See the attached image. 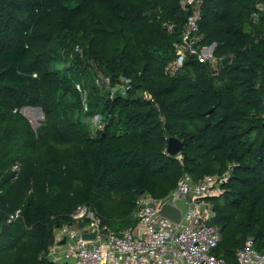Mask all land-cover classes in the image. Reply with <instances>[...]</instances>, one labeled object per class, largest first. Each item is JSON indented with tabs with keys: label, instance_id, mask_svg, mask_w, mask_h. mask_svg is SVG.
Masks as SVG:
<instances>
[{
	"label": "trees",
	"instance_id": "1",
	"mask_svg": "<svg viewBox=\"0 0 264 264\" xmlns=\"http://www.w3.org/2000/svg\"><path fill=\"white\" fill-rule=\"evenodd\" d=\"M193 12L182 0H0V264H56L46 253L80 204L121 230L141 193L164 198L183 173L198 180L232 164L224 190L207 198L222 232L214 252L236 264L249 237L264 252V0H204L195 45H214L217 61L187 54L176 69ZM77 46L98 65L86 95ZM99 74L130 88L85 112ZM24 107L41 108L40 126ZM76 112L105 124L93 132ZM168 135L184 141L181 159L166 152Z\"/></svg>",
	"mask_w": 264,
	"mask_h": 264
},
{
	"label": "built area",
	"instance_id": "2",
	"mask_svg": "<svg viewBox=\"0 0 264 264\" xmlns=\"http://www.w3.org/2000/svg\"><path fill=\"white\" fill-rule=\"evenodd\" d=\"M203 1L182 0V6H192L194 12L188 16L186 27L177 42L178 56L173 63L176 69L184 64L187 54L196 55L201 61H217L214 45L201 50L195 45L199 40ZM260 6L263 7V4ZM166 25L169 31L173 30L172 24ZM76 50L80 51L79 46ZM96 83L113 96L117 91L126 94L131 81L122 77L121 82L112 85L109 76L99 74ZM145 95L151 97L149 93ZM83 103L86 112L88 105L85 96ZM262 117L264 120V109ZM83 120L93 132L105 124L102 114L93 117L85 115ZM233 166L229 165L222 174H206L198 180L187 172L183 173L175 189L164 198L141 193L133 211L136 224L121 230L105 225L92 206L80 204L71 214L72 222L57 228L55 242L46 256L53 262L65 257L70 264H232L214 252L222 240V232L219 226L211 223L214 212L206 207L205 201L224 190L223 185L229 181ZM171 197H175L176 204L182 210L179 223L159 214L163 203ZM19 215L20 211H17L10 216V220ZM94 231L95 238L83 236ZM63 238H66L65 243L59 244ZM236 264H264V252L255 247L253 237H249L237 251Z\"/></svg>",
	"mask_w": 264,
	"mask_h": 264
},
{
	"label": "rangeland",
	"instance_id": "3",
	"mask_svg": "<svg viewBox=\"0 0 264 264\" xmlns=\"http://www.w3.org/2000/svg\"><path fill=\"white\" fill-rule=\"evenodd\" d=\"M69 51H70L71 55H72V52L74 54L81 53L80 56L84 58L83 67H85V74L87 75V77H85L82 81H78L76 83L77 89L79 90L80 93L82 92L83 95H86L87 92L91 93L90 89H91V85H92L91 84L92 78L94 79V73L98 69L97 63L92 59H85V57H87V55L84 52H82V49L80 51H77L76 48L70 47ZM106 90H101V92H99V94L93 93V95H94L93 98H92V95L90 97H88L87 104L89 103V101H93L95 103L98 100V98H100L99 97L100 95H108ZM95 97H98V98H95ZM84 100L86 101V99H84ZM82 104H83V101H82ZM88 108H89V105H88ZM19 112L24 117H26L28 119V121L32 124V126L34 128H37L38 126H40V124L44 120L43 111L39 107H24V108H21L19 110ZM95 115L96 114L90 115V117H93ZM84 116H85V114L83 112H81V113L76 112L75 113V117L79 120H82ZM84 120H85V118H84ZM84 120H82V121H84ZM66 148H68V146H66V145H57L55 152H57V153L61 152V151L66 152ZM178 158L181 159L180 156ZM120 194H121L120 192H114L108 198V201L111 203V205L112 204L116 205V207H117L116 210H119V207L121 206ZM205 203H206V207L210 211H214L213 210L214 203L212 201H209L208 199H206ZM133 211L131 213H126L124 216H120V218L127 219L128 223L126 224L127 225L126 227H129L132 225V219L135 218L133 215Z\"/></svg>",
	"mask_w": 264,
	"mask_h": 264
},
{
	"label": "water",
	"instance_id": "4",
	"mask_svg": "<svg viewBox=\"0 0 264 264\" xmlns=\"http://www.w3.org/2000/svg\"><path fill=\"white\" fill-rule=\"evenodd\" d=\"M213 108L209 111L206 112L207 114H210L212 112ZM168 144L166 148V152L169 155L176 156L180 155L182 152L183 146H184V141L180 139L179 137L173 136V135H168ZM159 214L162 216H165L172 221L179 223L182 220V210L181 208L176 204V199L175 197H171L168 200H166L162 207L159 210ZM9 225L4 224L2 226V230L7 228ZM83 236L85 238H95L96 236V231L90 232V233H84ZM66 241V238H63L61 241H59V244H64ZM56 264H70L68 258H60L55 261Z\"/></svg>",
	"mask_w": 264,
	"mask_h": 264
}]
</instances>
